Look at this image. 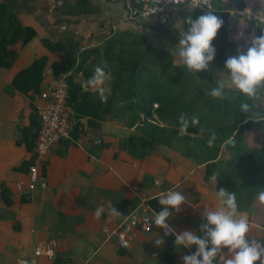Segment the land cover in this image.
<instances>
[{"label":"trees","instance_id":"trees-1","mask_svg":"<svg viewBox=\"0 0 264 264\" xmlns=\"http://www.w3.org/2000/svg\"><path fill=\"white\" fill-rule=\"evenodd\" d=\"M37 3L38 0H0V68L10 67L20 55L18 45L22 47L36 36L35 29L24 25L18 14L21 10L35 9ZM64 5L67 14H75L76 8L85 12L95 8L91 0H63L58 8ZM234 9L235 16L240 15L243 2L233 7L229 1L213 0L211 9L182 6L175 16L185 30L187 17L195 18L207 11H214L224 21L213 40L216 48L213 61L222 68L226 59L241 54L238 44L229 37L236 27L229 22V12ZM166 24L151 25L159 46L151 43L143 32L130 27L115 31L101 46L83 49L70 39L44 36L42 44L58 58L50 62L46 53L36 56L14 73L4 90L9 95L19 92L33 99L44 83L49 82V68L52 78L71 72L67 77V104L75 123L71 137L61 139L52 148L54 153L64 155L81 136L100 134L102 123L135 128L120 139V148L136 159L144 158L154 149L168 148L179 152L190 164L201 165L203 180L213 183L216 193L223 188L235 194L236 211L246 212L249 221L263 229L259 241L264 242V204L258 199L259 192L264 191V121L254 122L250 114L240 112V103L246 100L256 106L255 111L264 113V89L256 99H248L226 86L225 98L208 96L206 93L217 86L218 80L206 70L195 75L177 62L176 56L170 55L168 44H177L182 32ZM76 48L78 51L73 53ZM97 67L104 70V79L108 77V87L104 86L102 94L88 84ZM182 114L189 121L188 134L183 136L177 131ZM81 118H86V126L80 123ZM193 119L198 123L193 125ZM39 126L40 120L32 105L28 123L18 128L15 141L17 145L23 144L30 155L12 166L13 170H26L33 162ZM257 130L261 132L259 142L251 144L246 135ZM213 133L216 139L209 147L208 140ZM97 135L94 136L100 142H93L89 147L94 156H100L111 145ZM0 196L4 205L13 203L11 191L4 183ZM158 200L159 197H153L149 202L159 212ZM56 257L55 254L53 264H71L69 260L59 262ZM164 260L173 264L174 255L164 253Z\"/></svg>","mask_w":264,"mask_h":264},{"label":"crops","instance_id":"crops-1","mask_svg":"<svg viewBox=\"0 0 264 264\" xmlns=\"http://www.w3.org/2000/svg\"><path fill=\"white\" fill-rule=\"evenodd\" d=\"M96 2L108 16L120 17V21H126L121 2ZM112 3L121 4L124 13L121 11L111 14L109 5ZM260 9V0H245V7L240 11L242 15L232 19L233 10L230 11L232 14H229V22L231 26L235 24L236 27L229 33V37L238 44L241 53L246 52L241 50L244 48L241 47V41L249 44L253 37L261 35L262 24H258L255 19ZM246 10L251 12L252 18L245 17ZM147 21L125 23L136 25L140 31L147 34L152 31L150 26L146 28L150 23ZM17 115L16 111L8 118L9 136L5 138L7 143L0 139V158H3L6 164L14 162L8 167V172H4L7 173L6 179L0 177V190L1 184L4 183L11 192L16 191V181L23 178L27 171H13L12 166L20 164L30 155L23 144L15 143L19 136ZM26 123L28 122L24 121L23 124ZM126 129L131 130L103 123L100 134L94 132V135L98 134L97 136L111 143L100 156L89 152L91 143L97 138L94 135L81 136L68 147L64 155L51 150L43 170L48 181L47 187L29 194H20L17 191L15 196L11 194L13 203L10 206L3 205L16 211L20 224L19 230L12 234V249L18 248L13 253L18 257L13 261L27 258L31 264H53L54 259L36 257L33 254L37 241L50 239L57 242L55 254L58 261L69 260L71 264H169L164 260V253L174 255L173 264H183L182 257L196 250L195 245L191 249L175 246L174 233L192 231L202 235L199 228L203 223L204 207L207 205L213 208L216 205L213 183L203 180L201 165L190 164L179 152L172 149L168 152H163L160 148L154 149L142 159L132 157L118 145L120 139L129 133L124 131ZM90 137H93V140H90ZM3 168L1 165V171ZM10 177L13 182L8 180ZM172 190L182 191L190 202L182 204L179 212L171 209L173 215L167 223L173 232L165 235L163 228L152 223L150 232H137L131 247L127 250L120 249L115 236L109 233L137 207L142 197L150 204L149 200L153 197H160ZM23 196L27 199L23 200ZM102 205L106 211L97 219L95 211ZM109 205L114 206L121 215L111 216L107 211ZM152 208L158 212L154 206ZM237 214L247 213L237 211ZM262 234L263 229L255 222L249 221L248 238L259 241ZM157 239L163 241L159 246L156 244ZM222 251L226 253L227 249ZM155 253L157 255H154ZM214 264H222V257L218 256Z\"/></svg>","mask_w":264,"mask_h":264},{"label":"clouds","instance_id":"clouds-1","mask_svg":"<svg viewBox=\"0 0 264 264\" xmlns=\"http://www.w3.org/2000/svg\"><path fill=\"white\" fill-rule=\"evenodd\" d=\"M161 2L176 4V0H151L150 4L145 5L147 15L155 13L158 10L156 5ZM227 2L228 0H225V3ZM204 3L211 8L209 0H204ZM260 4L261 9L255 19L258 24H264V0H260ZM244 12L247 13L245 17L252 18L249 10ZM185 23L188 26L187 30L170 50V55L178 57L181 64L196 75L197 72L207 70L214 60L216 48L213 46V40L224 21L214 11H207L195 18L187 17ZM224 68L232 89L248 99L258 98L260 90L264 89V31L249 41L246 52L226 59ZM104 77V70L97 67L88 84L99 87L103 84ZM216 83L217 86L212 87L206 94L213 98H225V85L218 81ZM256 109V106L250 105L246 100L240 103V112L250 114L254 122L264 121V113L255 111ZM197 123V120H192L193 125ZM178 124V134L187 135L189 121L183 114L179 117ZM215 139L216 135L213 133L208 140L209 147L213 145ZM216 198L215 207L209 208L207 205L204 207L203 223L199 228L202 235L192 231L174 233L175 246L188 249L193 245L196 246L194 252L182 257L183 264H214L218 256L222 257V264H264V242L248 238L249 218L247 214H237L235 194L220 188ZM258 199L264 204V191L259 192ZM158 203L161 210L155 213L151 222L163 228L168 234L166 230L170 227L167 221L173 215L171 209L179 212L182 204L190 202L182 191L172 190L162 194ZM105 211L103 205L97 207L95 218L99 219ZM107 211L111 216L121 215L112 205L108 206ZM145 221L149 220L145 219ZM145 230L150 231L147 224ZM162 243V240H156L157 246ZM223 249H227V252H223Z\"/></svg>","mask_w":264,"mask_h":264},{"label":"rangeland","instance_id":"rangeland-1","mask_svg":"<svg viewBox=\"0 0 264 264\" xmlns=\"http://www.w3.org/2000/svg\"><path fill=\"white\" fill-rule=\"evenodd\" d=\"M229 5L233 7L238 6V2H243V8L245 7V0H228ZM92 4L95 5L94 10L92 11H81L80 8H76L75 14H67L66 6L64 5L61 8H58L56 0H38L37 6L35 9L29 11L21 10L19 12V18L24 25L32 26L36 31V36L31 39L26 45L20 47L18 45L20 55L18 59L7 68H0V139H3V142H6V137L9 136V131L7 129L8 118L12 117L17 111V127L19 128L23 125L24 121L28 122V117L32 112L33 101L37 98V95H34V98L29 96H24L19 92H15L13 95H9L5 92L4 86L9 84L14 73L19 69L23 68L29 64L36 56L41 54H48L50 62L57 59L58 56L55 53L48 51L41 42V38L44 36H51L53 39L56 38H65L70 39L73 44H77L78 48H88L94 46H101L104 41H106L115 31L119 29H124L125 27H130L133 29H138L136 25L130 24L126 25L125 22L131 21H120L119 18H113L108 16L109 14L106 11H103L100 4L96 0H91ZM71 2H68L70 4ZM110 13L115 12L124 13L121 4H110ZM243 10V9H242ZM241 11V10H240ZM109 13V12H108ZM235 9L233 10L232 19L236 17ZM240 14V13H239ZM242 15V14H240ZM238 15V16H240ZM147 22H150L146 25V28L154 24V19L149 18ZM167 26L178 27L183 33L186 31L182 25L181 20L178 17H173L167 24ZM152 29V28H151ZM140 31V30H139ZM142 32V31H141ZM148 40L154 45L159 46L160 41L157 39L154 31L146 34ZM176 44H168L169 48L173 49ZM249 44L241 41V50L246 51ZM177 62L179 58L176 57ZM207 73L213 75L218 82L223 83L226 87H230V80L227 72L224 68L217 66L214 61L209 64ZM225 71V72H224ZM224 72V73H223ZM222 73V74H221ZM49 80L52 78L51 69H48ZM104 86L107 89L108 87V77L104 79ZM231 88V87H230ZM110 125H119L117 123H105ZM103 125V123L101 124ZM125 127V126H123ZM9 128V127H8ZM126 128V127H125ZM127 132H134L135 128L131 130H124ZM261 132L256 131L247 133V138L251 144H257L259 142ZM19 135V130H18ZM10 149V148H7ZM161 151H170L169 149L160 148ZM10 151V150H8ZM172 151V150H171ZM176 153V152H175ZM14 162L6 164L3 158H0V167L4 166L3 171L0 169V177L6 179V174L8 172V167L11 166ZM14 171V170H13ZM12 181V178H8ZM15 183V181H14ZM12 186V184H9ZM14 196L16 191L11 192ZM23 200L27 199L26 196L22 197ZM0 206V263L4 261H13L18 256L14 255L17 251L12 249V234L15 231L19 230L20 224L16 217V211L13 208H6L2 202ZM34 244V243H33ZM12 249V250H11Z\"/></svg>","mask_w":264,"mask_h":264},{"label":"built area","instance_id":"built-area-1","mask_svg":"<svg viewBox=\"0 0 264 264\" xmlns=\"http://www.w3.org/2000/svg\"><path fill=\"white\" fill-rule=\"evenodd\" d=\"M122 3L126 21L131 20H149L154 19V23L166 24L172 17H175L178 10L182 6L189 8L205 7L211 9L213 7V0H209L211 8L204 3V0H176V4L170 2H161L157 4V11L153 14L147 15L145 5L150 4L151 0H114ZM57 6L63 4V0H56ZM230 18V17H229ZM264 31V24L261 26ZM71 72L63 73L57 78H51L49 82H45L42 90L37 94V98L33 101L35 112L40 120L39 131L37 134L35 144V155L33 162L27 168L23 178L18 179L15 184L16 191L20 194H29L37 189H45L48 185L46 174L43 167L49 160L52 147L61 139L71 137V131L75 123V119L71 117L72 111L67 104V92L69 83L67 77ZM81 73H79L80 75ZM85 89V84H82ZM98 93L104 92V82L99 87ZM102 89L103 91H101ZM158 105L155 103L154 108ZM80 123L86 126V118H81ZM84 126V127H85ZM94 142H100L96 139ZM155 211L148 203L147 199L142 197L140 203L135 207L116 227L109 233L115 236L116 242L120 249H129L137 232L148 233L152 230L153 224L151 222L152 215ZM148 219L149 221H145ZM145 224L150 228V231L145 230ZM170 227V226H169ZM164 230V229H163ZM169 235L172 233V228L166 230ZM57 242L54 239L46 241H37L33 247V254L36 257H47L53 259ZM154 255H157L156 253ZM1 264H31L27 258H20L13 262H5ZM66 264H69L68 262Z\"/></svg>","mask_w":264,"mask_h":264},{"label":"water","instance_id":"water-1","mask_svg":"<svg viewBox=\"0 0 264 264\" xmlns=\"http://www.w3.org/2000/svg\"><path fill=\"white\" fill-rule=\"evenodd\" d=\"M78 51V48L72 50L73 53H76Z\"/></svg>","mask_w":264,"mask_h":264}]
</instances>
